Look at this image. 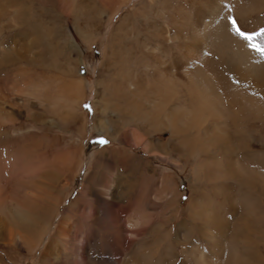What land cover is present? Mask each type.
<instances>
[{"label":"bare ground","instance_id":"obj_1","mask_svg":"<svg viewBox=\"0 0 264 264\" xmlns=\"http://www.w3.org/2000/svg\"><path fill=\"white\" fill-rule=\"evenodd\" d=\"M41 2L53 11L49 41L44 33L29 35L43 24L31 18L33 1L0 0L1 63L11 53L26 58L31 51L45 71L62 70V0ZM129 3L132 9L123 12ZM64 10L89 47L101 39L104 25L97 80L101 120L94 129L121 143L126 169L120 194L114 182L103 192L107 239L100 263L264 264V55L251 46L264 48V0H81L78 6L72 0ZM85 14L93 20L82 27L76 18ZM233 21L251 42L236 34ZM67 48L81 64L82 52ZM79 73V65L68 70L66 95L54 94L50 82L44 93L28 82L23 93L71 107L85 92ZM1 83L8 87L7 80ZM164 134L167 141L155 139ZM136 148L168 165L171 174L135 158ZM139 161L150 166L142 168L140 182L131 172ZM186 170L187 189L181 179ZM185 197L186 218L180 219ZM62 202L51 221L42 222L43 238ZM76 208L82 210L75 201ZM89 216L97 220L93 212ZM25 231L31 236L36 227ZM77 236L71 215H60L40 264L68 260Z\"/></svg>","mask_w":264,"mask_h":264},{"label":"rangeland","instance_id":"obj_2","mask_svg":"<svg viewBox=\"0 0 264 264\" xmlns=\"http://www.w3.org/2000/svg\"><path fill=\"white\" fill-rule=\"evenodd\" d=\"M31 1L34 12L31 14L32 20H42L43 24L30 30L29 35L44 33L48 36L53 11L48 4ZM71 1L62 0V13H57L58 25L60 29L62 27L58 31L62 40L60 72L45 71L43 66H38L40 64L31 60V51L26 58L14 52L10 54L7 64L0 62V264H40L43 251L48 247L47 243L60 221V215L65 213L71 215L78 236L75 245L69 247L68 260L62 264H99L98 256L106 250L107 231L103 225L107 218L103 207L106 197L103 192L109 182H114L120 194L126 169L123 155L118 152L121 143L110 142L94 129V125L101 120L98 114L101 108H98L100 93L97 80L104 50V25L101 28V39L89 47V41L86 42L81 35L76 20L64 13L66 5H70ZM80 1L74 0L75 5H80ZM132 7V3H129L123 12L130 11ZM78 16L76 19L82 27L93 20L89 14ZM3 44L5 51L8 50L7 43ZM66 44L82 52V65L73 54L71 58L68 57L70 48L66 52L63 50ZM78 65V78L84 83L85 92L74 99L71 107H65L62 102L56 103V100L49 102L44 95L34 98L23 93L24 84L28 82L38 84L43 93L50 82L54 94L66 95L67 81L71 78L67 72L75 71ZM1 80H7L8 87ZM168 138L169 134L155 137L163 141ZM101 139L107 143H98ZM130 139L133 144V138ZM133 155L145 163L152 162L149 165L154 171L170 174L173 171L168 165L149 159L150 154L143 148H136ZM145 163L139 161L131 167V172L138 174L135 176L139 182L142 168L150 167L148 164L145 166ZM190 175L189 170H186L181 178L186 189L191 181ZM152 184L147 183V189H152ZM152 196V199L156 198L154 194ZM58 201H64L59 208L60 215L52 222L48 235L43 238L42 222L51 221ZM75 201L82 210L71 209ZM117 202L122 205L120 195ZM187 203L188 197H185L179 209L180 219L186 218ZM92 212L97 220L92 221L90 218ZM35 227L36 233L31 236L26 233L25 230L29 233ZM79 243L83 247L78 249Z\"/></svg>","mask_w":264,"mask_h":264},{"label":"snow or ice","instance_id":"obj_3","mask_svg":"<svg viewBox=\"0 0 264 264\" xmlns=\"http://www.w3.org/2000/svg\"><path fill=\"white\" fill-rule=\"evenodd\" d=\"M233 28L236 31V34L239 35L242 39L248 40L249 42H251L252 37L251 36H247L245 35L244 32H242L235 24V21H233ZM261 34L264 35V29H261ZM253 48H255L257 51H260L262 55H264V48H261L258 45H251ZM86 108H88V105H85ZM98 143L100 144H106L107 141L101 139L98 141Z\"/></svg>","mask_w":264,"mask_h":264}]
</instances>
